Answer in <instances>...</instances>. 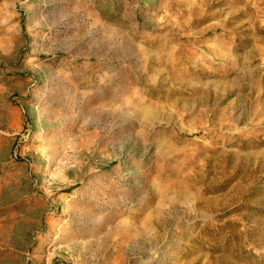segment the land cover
Returning a JSON list of instances; mask_svg holds the SVG:
<instances>
[{
	"label": "rangeland",
	"instance_id": "rangeland-1",
	"mask_svg": "<svg viewBox=\"0 0 264 264\" xmlns=\"http://www.w3.org/2000/svg\"><path fill=\"white\" fill-rule=\"evenodd\" d=\"M0 264H264V0H0Z\"/></svg>",
	"mask_w": 264,
	"mask_h": 264
}]
</instances>
